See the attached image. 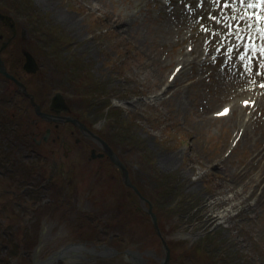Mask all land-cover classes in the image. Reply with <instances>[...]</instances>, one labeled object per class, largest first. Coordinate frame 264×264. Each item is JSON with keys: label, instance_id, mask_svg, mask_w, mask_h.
<instances>
[{"label": "rangeland", "instance_id": "rangeland-1", "mask_svg": "<svg viewBox=\"0 0 264 264\" xmlns=\"http://www.w3.org/2000/svg\"><path fill=\"white\" fill-rule=\"evenodd\" d=\"M183 1H174L171 13L163 7L165 14L186 11ZM10 2L23 12L18 16L24 15L31 39L44 51L53 48L49 38L65 45L62 54L48 55L44 74L54 87L46 102L58 89L65 97L74 94L63 97L75 116L127 165L132 182L155 205L161 234L145 211L148 205L122 184L110 158L105 154L104 159H91L93 151L103 152L99 142L77 143L79 135L71 137L66 167L60 164L64 147L43 145V154L54 150V158H48L46 174L32 176L31 166L37 162L25 161L33 156L28 136L20 139L8 129L0 148V264H163L164 242L170 249L168 264H264V198L258 199L260 190L253 191L254 173L241 172L250 147L241 142L225 157L238 126L229 120L199 122L200 115L209 120L224 102L220 96L215 105H208L206 99L217 90L216 71L224 72L222 63L215 65L213 60L198 75L189 68L164 91L172 83L169 75L178 66L182 48L176 28L167 36V29L156 30L153 20L146 18V13L155 18L160 14L157 0H0V8L9 9ZM192 6L196 8V2ZM111 15L137 17L126 24L112 21ZM195 16L200 21L201 14ZM86 69H92L91 77L80 74ZM252 72H245L241 63L234 72L229 70L228 75L238 77L229 76L235 85L228 93L256 77ZM80 76L99 80L104 86L100 94L78 97L86 91L77 87ZM201 77L203 89L192 85L185 93L189 101L183 93L175 94ZM154 92L165 100H153ZM1 98L0 94V118L16 109L15 101L4 106ZM180 105H187L185 111ZM15 112L19 121L20 108ZM255 118L264 119L263 108ZM174 155L179 158L171 165L166 158ZM5 169L16 175L6 177L1 174ZM50 176L55 177L52 183ZM242 188L247 198L241 203L238 198L220 201ZM218 201L220 211L236 204L231 224L213 221L210 211L214 214ZM78 246L79 251L71 250ZM66 251L60 261L52 262Z\"/></svg>", "mask_w": 264, "mask_h": 264}, {"label": "flooded vegetation", "instance_id": "flooded-vegetation-1", "mask_svg": "<svg viewBox=\"0 0 264 264\" xmlns=\"http://www.w3.org/2000/svg\"><path fill=\"white\" fill-rule=\"evenodd\" d=\"M7 7H9L7 10L0 8L1 105L5 106L7 103L15 101V111H19L20 108L21 119L17 121L16 112L14 111L11 118L2 117L0 120L9 129L14 130L20 139L21 136H28L25 138L31 143L30 149L33 156L25 157V161L33 160L37 162V165L32 167L39 168L37 174L43 176L44 173H47L46 163L50 161L48 158H54L55 155L54 150H45L47 155H44V146L55 147L56 145V147H64L65 154L64 156L62 154L63 159L60 164L64 163L66 167V160L70 158L69 154L72 152V148L66 149L70 138L79 135L78 137L81 138H76L77 143L81 139L88 140V138L81 132L77 124L73 122V120H76L80 124L83 123L80 120L81 118L78 115L76 117L72 112L71 105L66 99L63 103L58 102V113L51 110L54 96L48 103L46 102L47 95L54 87L50 84V79L44 74L49 52L44 51L45 49L38 42H33L29 33V23L27 20L21 19L24 15L18 16L23 14L21 10H18L19 7L12 2L7 3ZM2 69L11 77L4 75ZM37 108L43 114L48 115L49 118L40 116ZM52 118L58 121H53ZM30 123L31 129L28 131L27 125ZM83 125L88 129L86 123H83ZM53 167L54 170L57 168L56 162ZM59 170H62V167ZM52 176L48 178L50 183L55 178Z\"/></svg>", "mask_w": 264, "mask_h": 264}, {"label": "bare ground", "instance_id": "bare-ground-1", "mask_svg": "<svg viewBox=\"0 0 264 264\" xmlns=\"http://www.w3.org/2000/svg\"><path fill=\"white\" fill-rule=\"evenodd\" d=\"M158 2H161L160 5V10L157 9V12H159L160 14H158V16H156V18L154 17V15H151L149 13H146V18L149 17V19H152L153 22L157 25L156 30H160V29H167L168 31V35L167 36H172V33H169L170 30H174V28H176L177 34H182V31L184 28H182L183 26H186L187 23L194 21V12H190L189 11H185V10H178L176 13H174L171 16H168L167 14H165L166 12L164 11L165 6H163L162 0H157ZM192 1L194 0H187V4H192ZM97 4V3H93ZM95 9V8H94ZM93 10V8H92ZM133 16V14H130V17ZM121 17V16H120ZM134 16L132 17L130 20L127 17V20L125 17H121L119 18L118 15H111L110 19L112 21L118 22L121 19V22L129 24L132 23V21L135 19ZM138 19V18H136ZM76 23V22H75ZM79 24L81 22H78ZM160 25V27H159ZM174 35V34H173ZM168 38V37H167ZM172 38V37H171ZM170 39V38H168ZM200 40H198L199 42ZM184 42V40H183ZM232 43V42H231ZM232 47V45H229V48ZM196 54H198V57H196L194 59V61L190 62L188 58H185L183 60V64H184V68L186 67H190V70L193 71L194 75H198L202 72V66H204L206 63L209 64V62L211 63V58L210 60H206L205 62L202 61L203 60V51H202V44L197 46L195 49ZM238 52H243V47H241L240 51H234L232 53V59H235L236 57L239 56ZM259 53V52H257ZM251 55V53H249ZM159 56V55H158ZM190 56V54H189ZM202 57V60H201ZM184 68L182 69L184 71ZM226 69V68H225ZM224 69V70H225ZM218 74H216L218 76V80L215 81L216 86H217V90L213 91L212 94H206L208 95L206 97L207 99V104L208 105H215L220 99L221 97L223 99H225L227 97L226 94H228L229 92V88L232 87L231 85H233V82L229 80V76L232 75H228L229 74V70H225V73H222L221 71L218 72V70L216 71ZM181 78V74L179 76V79ZM233 78V77H232ZM178 79V78H177ZM229 80V81H228ZM176 84V80L173 81L172 84L168 85V88L164 89V91H167V89L174 87V85ZM194 84H197V88H201V90L203 89L204 86V80L203 77L199 78L197 81L195 82H191L188 85H185L184 87L180 88V90L182 91H176L175 94L179 93H183L185 95V93H189V91H191L194 86ZM154 96H153V100H158L159 102L163 99V94L162 93H158V92H154ZM221 94V95H220ZM221 96V97H220ZM186 97V95H185ZM186 99L189 101V99L186 97ZM245 100H248V98L246 97ZM184 104V103H183ZM190 104H193V102L190 101ZM182 105V104H181ZM179 106V110L181 111H185V109L187 108L183 106ZM264 107V106H263ZM262 107V108H263ZM183 108V109H182ZM244 110L243 108H241L239 106L238 108V113L236 114L235 112H232L230 114V116L226 119H220V120H228L231 115L234 116L232 118H230V120L228 121L230 125L233 126H238L240 127L238 130V135L239 132L241 130H243L240 142L245 143L243 146H247L250 147V151H249V155L248 157L245 159L244 161V168L242 169L241 172L248 170L247 172H245L244 174L247 175L249 173H254L253 177L251 178V184H254L253 187V191H258L260 190V194L258 199H263L264 198V119L262 121H260L259 119L255 120L254 117H246L247 119H244ZM249 118V120H248ZM248 120V121H246ZM210 121H215V119H212L209 117V120H207L204 116L200 115L199 118V122L200 123H209ZM237 135V136H238ZM174 158L170 157V160H168V158H166V161H169V164H174V161H177V158H179V155H174ZM235 189V187H233ZM244 189L242 188L240 191H236L232 197H228V198H224L221 199L220 201L222 203L225 202H233L234 199L239 200V203H241L242 201H244L247 197L244 196ZM220 201L215 203V206L218 205H222L220 203ZM236 204L234 203L233 205H231L229 207V209H225V210H221L219 209V206L216 207L214 214L212 211H210L212 213V217H213V221L217 222L218 224H226V223H230L232 222V219L234 217V215L232 214L233 209L236 208L235 206ZM246 207L252 208L251 204H248ZM80 247H76V248H72L71 250L74 251H79ZM68 250V251H71ZM68 251L56 256L54 258V260L52 261L53 263H55L56 261H60V259L62 258V255H66L68 254ZM96 253V252H93Z\"/></svg>", "mask_w": 264, "mask_h": 264}, {"label": "snow or ice", "instance_id": "snow-or-ice-1", "mask_svg": "<svg viewBox=\"0 0 264 264\" xmlns=\"http://www.w3.org/2000/svg\"><path fill=\"white\" fill-rule=\"evenodd\" d=\"M241 7L245 9L239 17H224L223 20L217 17H212L217 24H223L224 29L226 30L223 34V37L220 39V44L224 45L227 40L235 38L232 40V47L223 49L226 54L231 57L234 51H240L243 47V52L239 56V59L242 61H247L245 67L250 71L251 70V61L252 57L259 52L261 57H264V0H239ZM225 8L231 9L232 5L225 3ZM250 9H256V11H248ZM237 19L244 22V25L237 23H231V21H236ZM207 32L208 29L206 28ZM258 34V35H257ZM211 35L216 38L221 36V33L214 31ZM257 40L260 42L257 43ZM251 53V55L249 54ZM264 67V64L261 65ZM264 87V84L261 85ZM247 105V102H246ZM228 109H225L223 113L219 115H224L228 113Z\"/></svg>", "mask_w": 264, "mask_h": 264}, {"label": "water", "instance_id": "water-1", "mask_svg": "<svg viewBox=\"0 0 264 264\" xmlns=\"http://www.w3.org/2000/svg\"><path fill=\"white\" fill-rule=\"evenodd\" d=\"M35 71V70H33ZM5 74V72H4ZM60 97H57V99H59ZM55 99L54 100V103H53V109L58 112L57 110V105H58V102H60L59 100ZM69 121H72V120H69ZM73 122H75L79 128L82 130V131H86L85 130V127L82 126L78 121L76 120H73ZM103 144H105L104 142H102ZM105 148V151L108 153V155L110 156L113 164L118 168V170L120 171V174L122 176V180H123V183L124 185L127 187V188H130L131 190L134 191L135 195L137 196V198L142 202L141 204L142 205H145V204H148V209L146 210L149 214V216L151 217V220L153 222V225H154V228H155V231L158 233V234H161L160 233V230H159V224H158V216L157 214L154 212V204L152 202H150L149 200H147L140 192V190L132 183L131 179H130V173H129V170L127 168V166L117 157V155L113 152V150L111 148H109L108 145H105L104 146ZM164 250L167 254V259L165 260V264H168L169 262V259H170V249L167 247L166 243L164 242Z\"/></svg>", "mask_w": 264, "mask_h": 264}, {"label": "trees", "instance_id": "trees-1", "mask_svg": "<svg viewBox=\"0 0 264 264\" xmlns=\"http://www.w3.org/2000/svg\"><path fill=\"white\" fill-rule=\"evenodd\" d=\"M49 44H51V45H53V51H55V52H61L62 50H63V47H64V44L62 43V41L61 40H59V39H55L54 37H53V39H50L49 38ZM48 45V44H47ZM92 70V69H91ZM90 69L88 70V71H91ZM87 71V69L86 70H83V72L82 73H80L81 75H83L84 76V74H87L89 77H91V75H89V72ZM83 76H80V77H82V80H81V82H80V84L81 85H79L80 87H78V89L80 90V89H84V90H86L85 91V93H84V95L83 96H89V93L90 92H92V93H94V92H96V93H99L100 94V90L104 87L103 86V84L101 83V82H99V80L97 81V80H95V79H93V78H89V77H83ZM84 78H88V79H85V80H83ZM78 81V80H77ZM98 82V83H97ZM97 84V85H96ZM90 86H94V87H92V91H91V89H89L88 87H90ZM77 92V91H76ZM12 114H10L9 112H5L4 113V116H3V118H11L12 116H11ZM164 199V198H163ZM184 204H180V205H178V209H179V211L182 209V206H183Z\"/></svg>", "mask_w": 264, "mask_h": 264}]
</instances>
